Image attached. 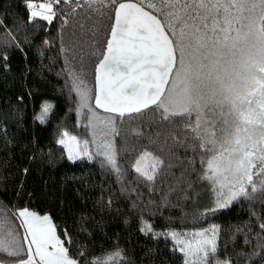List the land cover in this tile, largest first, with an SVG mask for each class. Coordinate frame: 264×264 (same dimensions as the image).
I'll list each match as a JSON object with an SVG mask.
<instances>
[{"label":"snow or ice","instance_id":"6c2138e0","mask_svg":"<svg viewBox=\"0 0 264 264\" xmlns=\"http://www.w3.org/2000/svg\"><path fill=\"white\" fill-rule=\"evenodd\" d=\"M24 2L30 24L57 20L58 33L74 24L88 38L92 51L87 55L96 60L95 94L86 83L83 56L67 74L81 115L93 136L99 127L101 139L92 152L89 140L63 132L58 143L67 149V158L102 157L100 167L114 173L126 191L123 154L134 161L135 182L156 190L171 178L168 187L176 191L182 185L180 194L192 200L201 195L191 180L196 173L212 200L207 213L248 202L255 223L235 231L243 233L251 251H234V262L217 225L193 233H156L151 225L140 231L151 232L153 239L171 238L170 251L180 254L181 264H240V258L245 264H264V212L258 210L264 209V0ZM0 29V49L23 52L3 19ZM71 35L75 42L77 32ZM8 59L7 51L0 52L4 71ZM97 108L111 115L101 117ZM50 109L43 105L37 117L41 123ZM0 133L7 136L6 128L0 126ZM175 167L179 176L171 172ZM22 172L26 176L29 169ZM101 203L111 208L112 199ZM88 255L87 246L76 245L74 233L57 231L50 214L0 200V264H131L119 247L101 258Z\"/></svg>","mask_w":264,"mask_h":264},{"label":"trees","instance_id":"16d2710c","mask_svg":"<svg viewBox=\"0 0 264 264\" xmlns=\"http://www.w3.org/2000/svg\"><path fill=\"white\" fill-rule=\"evenodd\" d=\"M28 16L24 0H0V19L13 29L23 49H0L9 57V70L0 68V126L7 130V136L0 133V200L20 208L27 206L41 215L50 214L58 232L67 228L74 233L77 246H87L90 260L119 247L125 250L131 264H181L180 254L170 251L175 242L171 238L153 239L151 232L146 235L140 231L146 225L156 233H193L217 225L221 241L227 244V255L234 262V251H251L243 243V233L235 231L246 222L255 223L254 219L250 221L248 202H234L215 214L207 213L212 200L206 183L200 182L196 173L191 180L201 195L192 200L180 194L182 185H177L176 191L168 187L171 178L156 190L143 181L135 182L134 161L123 154L126 191L121 190L117 176L102 169L97 160L73 162L67 158L58 140L63 131L75 130L77 103L76 92L70 91L72 78L67 73L80 66L83 56L86 77L95 94L96 60L87 55L92 51L88 38L71 22L58 33L59 21L30 24ZM73 31L77 32L75 42ZM41 51L43 56L39 55ZM21 96L23 100L18 99ZM45 104L51 109L46 122L41 123L37 117ZM29 155L36 159L29 161ZM25 167L29 169L26 176L22 172ZM171 172L180 175L178 167ZM109 198L112 206L106 208L101 201ZM81 227L87 231H80ZM240 264H245L243 258Z\"/></svg>","mask_w":264,"mask_h":264},{"label":"rangeland","instance_id":"374dc122","mask_svg":"<svg viewBox=\"0 0 264 264\" xmlns=\"http://www.w3.org/2000/svg\"><path fill=\"white\" fill-rule=\"evenodd\" d=\"M86 83H87V86L90 89H92V92L94 94L93 85L89 82L88 79H86ZM78 99L79 98L77 96V103L75 104V107H74L75 108L74 112L76 114L75 130H66V131L69 133V135L77 136V138L80 139L81 141L84 139L89 140L90 151L95 152L96 151V145H97V143H99V141L101 139L100 134H99V127H97V129H96V135L93 136V128L91 127V125L88 124V121L84 118V116L81 115V110H80L79 105H78ZM93 107H94V104H93ZM84 111H87V110L85 109ZM96 111L99 113V115L101 117H107V116L111 115L108 113H102L98 109H96ZM63 132H65V131H63ZM60 138H61V136H60ZM59 145H61V144H59ZM61 146L65 149V151L67 153V149L63 145H61ZM83 159H87V158L85 157ZM98 159H102V157H98L97 160ZM79 160H81V159H79Z\"/></svg>","mask_w":264,"mask_h":264},{"label":"water","instance_id":"95a60500","mask_svg":"<svg viewBox=\"0 0 264 264\" xmlns=\"http://www.w3.org/2000/svg\"><path fill=\"white\" fill-rule=\"evenodd\" d=\"M98 75V73L96 72V76ZM96 76H95V78H96ZM95 82H96V92L98 91V83H97V81H96V79H95ZM95 106V105H94ZM98 110H100V111H102V112H104V110L103 109H99V108H97Z\"/></svg>","mask_w":264,"mask_h":264}]
</instances>
